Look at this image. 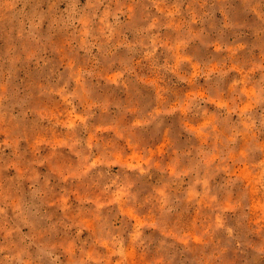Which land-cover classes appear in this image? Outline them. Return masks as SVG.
<instances>
[{"label":"rangeland","instance_id":"rangeland-1","mask_svg":"<svg viewBox=\"0 0 264 264\" xmlns=\"http://www.w3.org/2000/svg\"><path fill=\"white\" fill-rule=\"evenodd\" d=\"M0 264H264V0H0Z\"/></svg>","mask_w":264,"mask_h":264}]
</instances>
